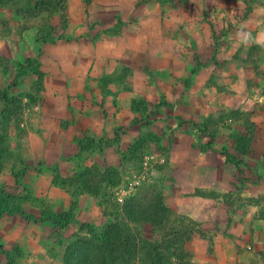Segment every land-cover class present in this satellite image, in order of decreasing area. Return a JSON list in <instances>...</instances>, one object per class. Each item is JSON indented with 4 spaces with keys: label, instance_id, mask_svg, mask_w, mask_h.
Returning a JSON list of instances; mask_svg holds the SVG:
<instances>
[{
    "label": "rangeland",
    "instance_id": "1",
    "mask_svg": "<svg viewBox=\"0 0 264 264\" xmlns=\"http://www.w3.org/2000/svg\"><path fill=\"white\" fill-rule=\"evenodd\" d=\"M92 1L83 0L82 5L68 0L65 10L37 15L25 2L0 7L1 89L8 91L14 108L18 107L4 115L6 102L0 98V264H62L68 244L90 237V230L102 232L115 221L116 213L145 238L160 239L162 233L155 231L153 224L131 221L121 213V206L134 195L156 201L162 196L175 213L173 218L184 220L192 230V237L184 243L188 264H205L204 256H218L216 244L227 239L234 244L233 252L243 255L246 250L252 253L245 258L247 261L264 264L262 69L258 71L260 76L250 73L248 77L244 68L242 76L235 78L242 87L203 94L205 104L193 109L174 106V100L185 96L181 91H161L153 85L152 90H142L138 96L130 92V109L122 112L128 120L97 125V134L85 124L68 126V134L59 132L56 122L51 121L49 132L57 134L49 133L44 138L40 133L43 128L31 123L43 111L38 106H44L46 101L67 104V97L57 99L55 95L48 99L46 66L40 60L45 43L80 39L88 32V27L79 23L87 19L80 5L86 11L92 10ZM70 2L75 4L76 14ZM243 66L255 69L253 64ZM70 79L64 78V82L69 84ZM141 84H145L144 78H136L140 89ZM198 95L188 96L194 101ZM73 98L85 99L78 95ZM139 98H144L147 110L132 109L134 99ZM240 135L248 140H238L236 136ZM52 137L55 138L51 140ZM95 166L114 167L120 176L111 189L105 183L99 196L84 193L77 177ZM185 181L191 186L204 182L224 184L185 189L183 201L190 203L185 208L175 194L179 188L183 192L178 183ZM203 201L218 210L209 220L202 211ZM106 210L112 214L107 215ZM229 217L240 225L232 231V220L226 222ZM135 264L150 263L140 257Z\"/></svg>",
    "mask_w": 264,
    "mask_h": 264
},
{
    "label": "crops",
    "instance_id": "2",
    "mask_svg": "<svg viewBox=\"0 0 264 264\" xmlns=\"http://www.w3.org/2000/svg\"><path fill=\"white\" fill-rule=\"evenodd\" d=\"M74 1L83 5V0ZM92 2L94 8L88 12L85 6L80 5L87 19L79 23L88 27L83 37L45 43L40 62L46 66L44 84L49 89L48 99L56 95L57 99L67 97L68 102L62 106L46 101L44 106H38L43 111L31 123L43 128L40 133L44 138L49 133L57 134L49 132L51 121L56 122L59 132L67 134L68 126L85 124L92 126V131L97 134V125L122 123L126 118L123 110L131 106L130 92L138 96L142 90H152L153 85L161 91H181L185 96L174 100V106L193 109L205 104L203 94L223 91L225 87H242L241 81L237 82L235 78L242 76L244 68L248 77H251L250 73L260 76L258 71H264V48L254 44L245 47L235 37L236 28L242 22L252 26L253 35L257 31L255 25L264 24V0ZM74 5L70 2V9L76 14ZM50 51L56 54L50 55ZM242 62L255 65V69L243 66ZM53 77L57 78L53 79L55 83L52 82ZM64 78H71L67 80L70 83L64 82ZM136 78L145 80L141 89L136 85ZM3 87L0 82V88ZM191 93L199 94V99L190 101L194 99L188 96ZM77 95L85 99L75 101L73 97ZM64 110L67 114L63 113ZM29 133L32 134V130ZM223 184L204 182L191 186L186 181L178 183L183 192L179 191L180 188L176 190V200L188 208L190 203L183 201L185 189L212 188ZM202 204L207 220L218 212L211 204L204 201ZM233 217L226 219L227 223L230 219L233 223L229 231L240 226L234 223ZM220 236L218 233L217 237ZM226 241L216 244L218 256H204L205 264H255L245 259L251 257V252L248 255L245 250L243 255H239L231 249L234 244L228 239Z\"/></svg>",
    "mask_w": 264,
    "mask_h": 264
},
{
    "label": "trees",
    "instance_id": "3",
    "mask_svg": "<svg viewBox=\"0 0 264 264\" xmlns=\"http://www.w3.org/2000/svg\"><path fill=\"white\" fill-rule=\"evenodd\" d=\"M22 2L31 5L35 15L56 9L65 10L68 4V0H0V7ZM0 98L6 102L2 113L5 115L11 112L15 103L6 89L0 88ZM11 102L12 105H8ZM132 107L137 111H145L148 108L145 101L138 99H134ZM157 107H160V104ZM16 108L18 107L14 109ZM236 137L238 140H248L242 135ZM2 138L3 129L0 123V139ZM77 177L84 193L95 196L100 195L105 183L111 189L120 181L119 173L114 167L103 169L95 166L83 173H78ZM121 210L123 216L131 221L153 224L155 231L162 233L160 239L145 238L139 232L132 230L121 218L122 216L116 213L115 221L106 225L102 232L90 230V237H80L68 244L63 254L62 264H135L140 257L143 262L150 264H188L189 256L184 243L192 237V230L184 220L173 218L175 213L167 206L162 196H159L156 201L154 198L141 199L134 195L126 200ZM2 213L3 211L0 210V216ZM105 213L112 214L108 210ZM50 219L55 222V218ZM56 224L61 227L66 225L65 223ZM2 247L0 238V248Z\"/></svg>",
    "mask_w": 264,
    "mask_h": 264
},
{
    "label": "clouds",
    "instance_id": "4",
    "mask_svg": "<svg viewBox=\"0 0 264 264\" xmlns=\"http://www.w3.org/2000/svg\"><path fill=\"white\" fill-rule=\"evenodd\" d=\"M255 28L257 31L256 34L253 35L252 26L248 25L246 22L240 23L235 31L237 41L245 47L254 44L264 48V24L257 23Z\"/></svg>",
    "mask_w": 264,
    "mask_h": 264
}]
</instances>
